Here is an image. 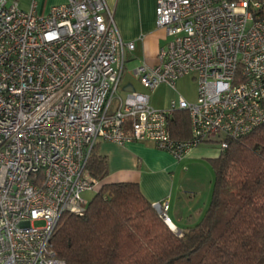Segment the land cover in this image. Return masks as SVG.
I'll return each mask as SVG.
<instances>
[{
	"label": "built area",
	"instance_id": "2783aa9c",
	"mask_svg": "<svg viewBox=\"0 0 264 264\" xmlns=\"http://www.w3.org/2000/svg\"><path fill=\"white\" fill-rule=\"evenodd\" d=\"M155 23L164 30L157 63L132 71L148 89L191 73L193 102L179 96L159 109L147 93H118L134 41L106 0H65L46 13L0 0V264H66L53 234L100 185L87 168L97 141L150 140L179 159L264 123V0H155ZM174 109L187 111L188 137L171 136ZM152 204L169 223L168 201Z\"/></svg>",
	"mask_w": 264,
	"mask_h": 264
},
{
	"label": "trees",
	"instance_id": "16d2710c",
	"mask_svg": "<svg viewBox=\"0 0 264 264\" xmlns=\"http://www.w3.org/2000/svg\"><path fill=\"white\" fill-rule=\"evenodd\" d=\"M174 138L190 135L187 111L168 117ZM213 185L201 218L173 230L136 181H107L106 157L91 148L100 181L82 213L61 214L53 234L66 264H264V123L226 138L211 159Z\"/></svg>",
	"mask_w": 264,
	"mask_h": 264
},
{
	"label": "crops",
	"instance_id": "0c3cea01",
	"mask_svg": "<svg viewBox=\"0 0 264 264\" xmlns=\"http://www.w3.org/2000/svg\"><path fill=\"white\" fill-rule=\"evenodd\" d=\"M17 1L22 9H29L33 5L37 12L46 13L51 5L65 0ZM106 2L113 11L121 37L125 41H134L132 49H124V68L126 62L134 58L138 59L139 64L157 63L164 30L155 23V0ZM170 86L174 87L162 82L155 88L139 92L147 93L150 104L162 109L168 107L173 98L169 93ZM128 90H131V86H127ZM161 91L165 93L159 97ZM96 150L106 157L105 180L136 181L143 195L151 202L168 201V224L172 229L182 231L199 221L212 191L214 172L211 159L220 152L215 141L194 145L179 159L150 140H131L124 144L99 140Z\"/></svg>",
	"mask_w": 264,
	"mask_h": 264
},
{
	"label": "rangeland",
	"instance_id": "374dc122",
	"mask_svg": "<svg viewBox=\"0 0 264 264\" xmlns=\"http://www.w3.org/2000/svg\"><path fill=\"white\" fill-rule=\"evenodd\" d=\"M139 65V61L137 58H134L132 60H129L125 64V68L123 70V74L121 76L120 82H119V88L118 93H120L121 96H124L127 92V86H131V89L136 91H142L145 89H148L145 87L139 80V78L133 73L132 69ZM165 93L164 91H161L158 93L159 97L163 96ZM169 93L170 96L173 98H177L179 96L183 97L187 101L193 102L197 98V81L196 78L192 76L191 73L183 74L179 76L175 82L174 87H169ZM172 98V99H173ZM115 101H113L112 104H114ZM95 194V191L92 190H84L82 192V196L89 201ZM35 225H42L43 220L42 219H36L33 221ZM174 230V229H173ZM177 232V230H175Z\"/></svg>",
	"mask_w": 264,
	"mask_h": 264
},
{
	"label": "water",
	"instance_id": "95a60500",
	"mask_svg": "<svg viewBox=\"0 0 264 264\" xmlns=\"http://www.w3.org/2000/svg\"><path fill=\"white\" fill-rule=\"evenodd\" d=\"M178 231V230H177Z\"/></svg>",
	"mask_w": 264,
	"mask_h": 264
}]
</instances>
